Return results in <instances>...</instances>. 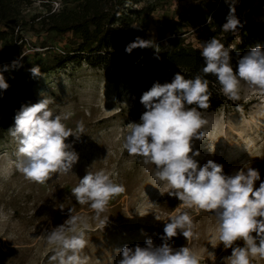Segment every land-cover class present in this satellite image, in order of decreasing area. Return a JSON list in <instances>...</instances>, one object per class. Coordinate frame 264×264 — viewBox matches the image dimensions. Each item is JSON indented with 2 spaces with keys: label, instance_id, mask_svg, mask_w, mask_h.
<instances>
[{
  "label": "rangeland",
  "instance_id": "1",
  "mask_svg": "<svg viewBox=\"0 0 264 264\" xmlns=\"http://www.w3.org/2000/svg\"><path fill=\"white\" fill-rule=\"evenodd\" d=\"M18 1L22 2L24 18L20 33L26 42L19 62L29 71L49 60L53 54L64 51L67 37L47 33L33 21L34 17L47 12V0ZM230 1L241 21L264 23V0ZM135 2L134 8L144 9L145 13L132 29L142 39L153 40L159 46V53L151 48L156 57L168 49L169 42L176 37L174 34H181L180 38L186 44L200 49L204 42L215 36V30L203 24L200 14L214 8L217 0ZM192 22L195 29L191 27ZM224 33L226 38L232 35L231 47L244 39L240 30L238 34ZM258 45L264 48L261 41L252 48ZM2 49L3 43H0V53ZM15 64L0 65L4 79L10 76ZM33 92L34 97L27 105L39 102L42 93L44 97L53 99L49 107L54 114H73L65 121L68 127L75 129L77 122L82 120L85 134L79 140L75 137L66 140L79 155L72 171L53 174L44 184L26 179L16 169L17 143L9 132L0 140V264H49L54 246L47 243V232L69 218L70 208L75 214L88 218L89 242L82 255L89 258V264H116L121 258L117 249L137 244L143 247L147 239H152L156 246L161 245L165 222L170 216L179 214L177 208L182 202L169 196L167 187L155 180L153 165H145L141 157L129 155L122 147L125 126L130 122H140L143 112L134 104L129 87L103 70L87 64H70L41 77ZM240 95L241 99L235 102L242 111L228 108L203 113L209 122L206 126L209 136L202 141H193V150L200 152L195 159L201 166L210 159L222 164L227 175L233 174L243 163L250 162L264 181V91L242 81ZM14 124L15 121L11 128ZM212 137L217 138L213 141ZM210 143L214 144L212 152L204 153V150L196 148L197 144L211 146ZM101 169L113 173L115 182L123 184L126 189L110 201L109 210L105 213L109 222L104 229L93 219V210L88 205L78 204L71 194V189L87 171ZM259 183L256 182L257 187ZM179 211H188L194 217L199 237L187 241L178 234L169 243L174 248L189 246L200 264H213L209 253L214 252L215 264H222V258L229 256L231 249H224L222 244L212 248L216 225L214 215L195 209L180 208ZM251 264H264V258H252Z\"/></svg>",
  "mask_w": 264,
  "mask_h": 264
},
{
  "label": "clouds",
  "instance_id": "2",
  "mask_svg": "<svg viewBox=\"0 0 264 264\" xmlns=\"http://www.w3.org/2000/svg\"><path fill=\"white\" fill-rule=\"evenodd\" d=\"M229 9L221 30L238 34L243 24L235 15L233 4H229ZM135 48L160 51L153 40L140 37L128 44L125 51L130 54ZM233 50L215 36L204 42L201 51L205 62L203 74L216 76L220 91L231 101L241 99L242 81L264 91V48L258 45L250 49L238 59L235 70L230 55ZM30 71L34 76L41 75L39 65ZM8 87L0 73V89ZM211 95L207 79L201 75L186 79L181 72H177L171 82H154L142 93L140 103L146 110L140 122L125 126L122 147L129 155L141 157L145 165H153L155 180L167 187L169 196L182 203L177 208L179 214L170 216L165 222L161 245L156 246L152 239H147L143 247L139 244L124 246L116 250L121 257L116 264H200L189 246L174 248L169 243L178 234L187 241L199 237L194 217L188 211L180 212V208L214 215L216 225L211 246L215 249L222 244L224 249H231V254L222 258V264H251L252 258H264V181L259 170L248 162L227 175L222 164L210 159L201 166L195 159L200 152L193 150V141L209 136L206 130L209 122L200 110L210 107ZM41 96L39 102L21 106L15 115L14 127L8 132L17 143L16 169L26 179L44 184L53 174L72 171L79 155L66 140L69 137L79 140L85 134V125L81 120L75 129L68 127L65 121L73 114H54L49 107L53 99L42 93ZM209 151L214 148L209 146ZM257 181H260L258 187ZM125 191L123 184L115 182L113 173L101 169L87 171L71 189V194L78 204L88 205L93 210V219L104 229L109 222L105 213L110 201ZM69 213L63 224L47 232L46 241L54 246L49 264H89V258L82 255L89 242L88 218L75 214L71 208ZM209 255L215 264V253Z\"/></svg>",
  "mask_w": 264,
  "mask_h": 264
},
{
  "label": "trees",
  "instance_id": "3",
  "mask_svg": "<svg viewBox=\"0 0 264 264\" xmlns=\"http://www.w3.org/2000/svg\"><path fill=\"white\" fill-rule=\"evenodd\" d=\"M55 1L60 3L57 9L53 7ZM47 2V12L34 17L33 21L38 22L47 33L67 37V47L61 53L53 54L49 60L39 63L41 75L34 76L30 70L26 71L21 67L19 62L26 45L20 33V28L24 25L22 2L0 0V43H3L0 65L16 63L10 76L5 79L9 87L7 90L0 89V140L11 128L21 106L33 99V90L39 79L70 64H87L91 68L112 74L116 81H122L129 87L134 104L138 109H143V112L146 109L140 103L142 93L149 90L154 82H171L177 72H181L186 79L201 75L209 81V91L212 93L210 107L201 109L202 113L228 108L239 111L236 102L226 98L220 91L221 86L216 76L203 74L205 62L201 56L202 49L186 44L180 38L181 34H174L176 37L169 42L168 49L161 52L159 59L151 48H135L130 54L125 51L128 44L140 37L132 27L145 13L144 9L134 8L135 0ZM229 4H232L230 0H217L214 8L200 14L203 24L213 28L216 38L226 47L233 41L232 35L226 38L221 30L230 10ZM189 15L191 17V13ZM241 23L243 27L239 30L244 34V39L232 46L234 50L230 53L234 70L240 57L258 41L264 42V23ZM191 27L196 28L194 22Z\"/></svg>",
  "mask_w": 264,
  "mask_h": 264
},
{
  "label": "bare ground",
  "instance_id": "4",
  "mask_svg": "<svg viewBox=\"0 0 264 264\" xmlns=\"http://www.w3.org/2000/svg\"><path fill=\"white\" fill-rule=\"evenodd\" d=\"M216 138L217 137H212V140L213 141H215L216 140ZM219 142V141H218ZM213 143V142H212ZM212 143H210L211 144V148L214 146V144H212ZM209 144V145H210ZM219 144V143H218ZM198 146V147H197ZM196 148H200V149H202V150H204V153H206V152H208L209 151V146H208V144H204V145H199V144H197L196 145Z\"/></svg>",
  "mask_w": 264,
  "mask_h": 264
},
{
  "label": "built area",
  "instance_id": "5",
  "mask_svg": "<svg viewBox=\"0 0 264 264\" xmlns=\"http://www.w3.org/2000/svg\"><path fill=\"white\" fill-rule=\"evenodd\" d=\"M53 5L55 6H53L54 7V9H57V8H59L60 7V3L59 2H57V1H55V2H53ZM57 5L59 6V7H57Z\"/></svg>",
  "mask_w": 264,
  "mask_h": 264
}]
</instances>
